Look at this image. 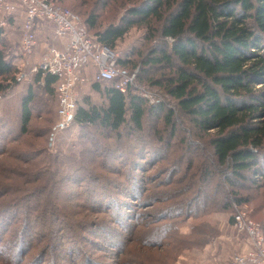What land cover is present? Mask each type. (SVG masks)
<instances>
[{
    "label": "rangeland",
    "instance_id": "374dc122",
    "mask_svg": "<svg viewBox=\"0 0 264 264\" xmlns=\"http://www.w3.org/2000/svg\"><path fill=\"white\" fill-rule=\"evenodd\" d=\"M126 1L58 0L82 19L95 10L101 28L133 7ZM52 27L40 28L35 52L18 56V82L0 93V264H232L246 235L231 220L237 202L232 199L227 208L219 201H231L237 192L247 199L237 206L263 228L264 177L255 183L254 173L246 172L249 179L232 186L226 180L231 173L225 177L214 165L207 175L211 151L194 137L186 117L174 135L164 132V141L157 135L165 130L164 120L151 113L143 131L124 129L122 138L74 120L60 128L55 89L49 93L33 83ZM21 34L20 22L7 28L6 53L18 47ZM143 34L134 28L119 40V56L140 46ZM140 71L116 81L133 77V93L151 104L162 100L158 88L137 80ZM95 73L86 71L87 81L76 89L79 105L85 97L104 103L91 87ZM30 85L39 102L28 131L21 133L22 99Z\"/></svg>",
    "mask_w": 264,
    "mask_h": 264
},
{
    "label": "trees",
    "instance_id": "16d2710c",
    "mask_svg": "<svg viewBox=\"0 0 264 264\" xmlns=\"http://www.w3.org/2000/svg\"><path fill=\"white\" fill-rule=\"evenodd\" d=\"M128 1L133 7L105 28H101V15L95 10L86 19L72 10L100 44L112 49L134 28L143 30L141 45L119 56L118 65L124 73L141 68L137 80L158 88L163 99L151 104L133 93L131 85L122 92L116 87L117 79L95 80L91 87L104 96V103L83 98V104L78 101L72 121L113 131L116 138H122L124 129L141 132L146 116L158 114L164 120L165 130L157 135L164 141V132L171 130L174 135L177 125H183L186 117L192 124L194 137L203 140L211 151L213 163L205 170L207 175L218 166L225 177L227 172L231 173L226 180L232 186L238 180H248L246 172L254 173L252 180L258 183L257 177H264V157L262 161L260 158L264 151V88L257 87L264 81V0L124 3ZM18 22V18L9 17L4 26L0 25L2 94L18 82L21 41L9 53L4 46L7 28ZM55 80V76H44L39 71L33 83L54 93ZM38 100L30 85L22 99L21 133L28 131L33 105L37 106ZM10 135L16 137L13 132ZM231 196V201L227 197L220 204L229 208L233 200L238 205L247 201L237 192Z\"/></svg>",
    "mask_w": 264,
    "mask_h": 264
},
{
    "label": "built area",
    "instance_id": "2783aa9c",
    "mask_svg": "<svg viewBox=\"0 0 264 264\" xmlns=\"http://www.w3.org/2000/svg\"><path fill=\"white\" fill-rule=\"evenodd\" d=\"M9 17L22 19L21 50L25 56L35 52L38 29L47 23L53 25L51 43L35 70L56 78L53 87L60 128L69 125L74 117L78 106L76 89L87 81L85 71L94 68L95 80H114L124 73L118 65L119 53L100 44L80 17L58 0H0V25L4 26ZM132 79H121L116 87L126 92L133 85ZM235 206L233 226L247 234L251 246L236 254L232 264H264L263 228L248 217L243 207Z\"/></svg>",
    "mask_w": 264,
    "mask_h": 264
},
{
    "label": "crops",
    "instance_id": "0c3cea01",
    "mask_svg": "<svg viewBox=\"0 0 264 264\" xmlns=\"http://www.w3.org/2000/svg\"><path fill=\"white\" fill-rule=\"evenodd\" d=\"M20 20V23H21V26H22V19L20 18L19 19ZM42 28V27H41ZM40 29H38V31H39ZM52 32H53V27H52ZM38 45H39V42H38ZM38 45H37V47H38ZM36 47V48H37ZM36 50V49H35ZM94 69V68H93ZM95 70V69H94ZM96 72V71H95ZM233 222V221H232ZM243 234H245L244 232H242ZM246 235V238L245 239H241L240 240V242H239V246L241 247V252H244V251H247L249 248H250V241H249V239H248V236H247V234H245Z\"/></svg>",
    "mask_w": 264,
    "mask_h": 264
}]
</instances>
